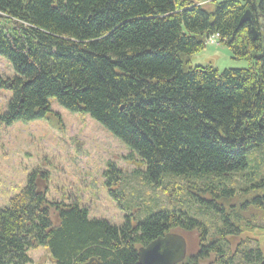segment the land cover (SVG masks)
I'll return each mask as SVG.
<instances>
[{
	"label": "trees",
	"instance_id": "1",
	"mask_svg": "<svg viewBox=\"0 0 264 264\" xmlns=\"http://www.w3.org/2000/svg\"><path fill=\"white\" fill-rule=\"evenodd\" d=\"M215 1L206 10L193 0H0V57L13 71L0 125L42 120L56 103L134 153L148 184L223 185L249 168L251 151H264V0ZM247 10L251 21L239 26ZM210 35L246 68L189 67ZM262 174L251 199L260 208ZM29 180L0 207V264H31L27 253L39 247L53 264H138L139 248L175 230L198 237L196 253L179 264H264L255 242L233 245L243 227L213 203L220 218L213 233L187 210L141 209L140 220V209L122 202L121 227L89 220L77 203L53 206L54 223Z\"/></svg>",
	"mask_w": 264,
	"mask_h": 264
},
{
	"label": "rangeland",
	"instance_id": "2",
	"mask_svg": "<svg viewBox=\"0 0 264 264\" xmlns=\"http://www.w3.org/2000/svg\"><path fill=\"white\" fill-rule=\"evenodd\" d=\"M193 1L206 10H211L216 2ZM255 38L254 30L252 40ZM187 64L191 68L210 67L218 72L247 66L245 61L231 58L229 50L218 44V35L209 37L204 50L189 57ZM12 77L10 65L0 57V113L5 110L10 98L4 84ZM50 109L51 113L42 120L0 125V207H7L10 199L26 187L31 176L29 181L34 176L35 192L43 196L46 204L43 203L42 207L48 208L54 223L53 206L77 203L80 208L87 209L89 220L105 219L111 226L121 227L127 215L122 210V202L125 208L130 203L132 209L139 208L136 216L140 215V220L141 209L159 208L178 210L180 213L187 210L202 218L213 233L220 224L217 211L210 210L207 204L213 203L224 216L236 217L233 224L243 227L244 233L230 240L233 245L246 239L255 242L264 251V207L251 203V199L260 192L256 186L263 175V150L260 153L251 151L249 168L230 177L223 185L219 183L221 180L215 181L217 184L213 181L204 184L165 180L154 186L141 179L143 170L139 158L89 116L70 114L56 103H52ZM112 169L109 176L113 181H109L107 172ZM208 186L212 189L207 190ZM220 189H228L229 196L223 198L210 193L214 191L217 194ZM110 194L117 198H112ZM120 195L122 197L118 199ZM117 200L120 202L117 203ZM137 203L141 207L134 205ZM243 225H249L251 229ZM170 235L183 239L186 256L196 253L198 237L195 232L175 230ZM27 256L31 258V264H53L44 247L30 250Z\"/></svg>",
	"mask_w": 264,
	"mask_h": 264
},
{
	"label": "water",
	"instance_id": "3",
	"mask_svg": "<svg viewBox=\"0 0 264 264\" xmlns=\"http://www.w3.org/2000/svg\"><path fill=\"white\" fill-rule=\"evenodd\" d=\"M251 20L250 13L246 11L241 17L239 25ZM254 30H252V36ZM185 257V244L182 238L175 235H166L158 238L137 252L138 264H179ZM93 260H90L89 264Z\"/></svg>",
	"mask_w": 264,
	"mask_h": 264
},
{
	"label": "bare ground",
	"instance_id": "4",
	"mask_svg": "<svg viewBox=\"0 0 264 264\" xmlns=\"http://www.w3.org/2000/svg\"><path fill=\"white\" fill-rule=\"evenodd\" d=\"M211 36V35H210ZM213 36H215V35H213ZM250 66V65H249Z\"/></svg>",
	"mask_w": 264,
	"mask_h": 264
}]
</instances>
